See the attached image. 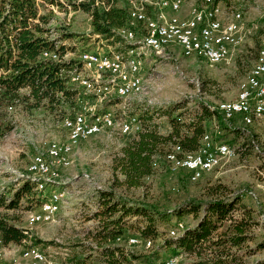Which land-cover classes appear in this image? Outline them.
<instances>
[{"label": "rangeland", "instance_id": "374dc122", "mask_svg": "<svg viewBox=\"0 0 264 264\" xmlns=\"http://www.w3.org/2000/svg\"><path fill=\"white\" fill-rule=\"evenodd\" d=\"M54 1V6L43 0H36V3L39 15L49 18L45 26L48 29L47 37L57 40V46H63V60L75 62L70 66L80 68L79 56L84 52L110 54L123 52L129 47L119 38L112 39V45L92 33L90 15L78 7L91 0ZM100 1L105 4L106 0H96V7L101 9ZM142 1L116 0L115 3L130 10ZM195 1H198L197 4L192 5ZM201 1L183 0L179 12L185 13L188 8L200 5ZM220 6L227 16L240 12L244 25L251 31L248 41L239 46L237 56L220 65H209L196 54L184 56L177 46L167 47L162 54L149 53L145 57V62L148 60L149 63L141 70V92L125 100L118 99L111 86L106 84V75L100 80L95 73L89 72L92 88L90 91L80 88L78 92L74 91L77 86L68 84L69 80L62 76L67 86L81 97L73 114L81 111L79 107L85 111L95 108L98 114L109 112L117 119L136 116L142 121L140 117L143 112L150 111L157 133L166 135L171 129L167 111L172 110L170 117H175L180 112L176 109L179 105H185L182 111L192 117L201 106L215 110L218 104L235 101L248 73L257 64L259 50L264 45V0H230L227 5L220 3ZM145 11L148 16H155L158 10L152 11L147 6ZM178 13L169 16L167 12L166 17H187V14L181 17ZM62 35L66 38L61 39ZM68 35L70 38H67ZM95 78L102 83H95ZM26 97L24 90L14 97L0 89V197L8 203L24 181H32L40 184L36 189L41 192V195H37L39 200L56 192L65 193V200L61 203L57 218L50 223L32 221L31 216L39 211L41 204L34 206L25 197L19 201L17 208L0 207V217L10 225L26 230L31 237L43 243H52L34 247L30 241H25L21 245L11 244L5 251L0 246L3 264H24L22 260L29 264V260L21 255L22 249L31 247L38 248L46 258L56 259L60 264H68L66 259L73 257L87 260V264H106L99 258L102 250H93L96 245L88 239L97 224L93 215L99 208L100 191H112L126 200L143 202L159 211L169 212L180 202L206 198L212 187L222 185L230 194L238 195L241 204L252 211L258 223L254 233L257 238L264 239V210L260 209L264 207V118L249 126L243 125L239 119L226 123L216 116L207 122L205 135L209 134L215 142L230 146L235 150V156L203 174L198 181L189 182L185 171L169 172L164 155L161 161L158 157L154 158L151 175L142 179L139 187L126 188L123 186V176L113 170L114 162L120 157L125 142L135 135H120L117 127L79 141L68 155L67 166H63L58 159H47L51 163L52 176L49 173L48 176L29 177L27 170L33 157L39 153L45 154L53 144L66 142L68 135L61 127L58 111L52 115L42 107L33 108L32 100L27 101ZM70 115L67 113L65 117ZM216 131H219V136L215 134ZM234 214L237 215V212ZM128 221L132 224L135 219ZM178 223L192 227L195 221L191 216L182 219L173 217L168 227L159 230L158 238L150 248L141 245L126 247L123 242L114 243L113 246L124 249L129 255L132 253L139 259L134 262L137 264H162L170 258L177 259V264H187L188 258L181 251L173 245L166 246L165 240L176 238L169 232L175 230ZM137 236H140L139 233L132 231H125L121 235L123 239ZM5 259L18 260L14 263ZM259 261H264V252L250 258V263Z\"/></svg>", "mask_w": 264, "mask_h": 264}, {"label": "trees", "instance_id": "16d2710c", "mask_svg": "<svg viewBox=\"0 0 264 264\" xmlns=\"http://www.w3.org/2000/svg\"><path fill=\"white\" fill-rule=\"evenodd\" d=\"M115 1L106 0L105 4L100 1L101 9L96 7V0L78 5L90 15L92 33L112 45L114 41L111 40L119 38L116 31L127 26L129 11L116 6ZM229 1L213 0L224 5ZM43 2L50 6L56 4L54 0ZM48 23V17L39 15L36 0H0V89L14 97L24 90L25 99L32 100L33 108L42 107L52 115L58 111L62 120L67 113L72 115L77 110L81 97L60 76L61 70L67 71L75 62L62 61L64 48L56 45L57 40L47 37L45 26ZM63 38L66 36L62 35ZM51 51L58 54V63L42 57L43 52ZM64 76L67 79L66 74ZM176 109L180 112L175 117H170L172 110L167 111L171 129L166 135L157 133L152 113L143 112L140 117L142 131L125 142L120 157L114 162L113 170L123 176L126 188L139 187L141 180L151 175L154 158L161 161L173 144L184 154L197 153L207 122L214 116L221 117L206 106H201L192 117L182 111L185 105ZM39 186V183L24 181L8 203L0 197V207L17 208L23 197L34 206L42 204L48 197L39 200ZM98 205L93 215L97 224L88 239L96 245L93 250H102L99 258L106 264H137L134 262L139 259L132 253L129 255L124 249L113 246L115 239L125 231L139 233L140 237L153 242L158 238L159 230L168 227L173 217L182 219L185 216H191L194 225H184L175 239L165 241L166 246H175L188 258L187 264H264V261L250 263L256 253L264 252V239L257 238L254 233L258 223L252 211L241 204L238 195L230 194L222 185L212 187L206 198L180 202L169 212L159 211L143 202L126 200L112 191H100ZM130 218L135 222L130 224ZM25 241H30L34 247L52 244L31 237L26 230L10 225L0 217L2 248L9 244L21 245ZM66 263L87 264V260L73 257L66 259Z\"/></svg>", "mask_w": 264, "mask_h": 264}, {"label": "bare ground", "instance_id": "6f19581e", "mask_svg": "<svg viewBox=\"0 0 264 264\" xmlns=\"http://www.w3.org/2000/svg\"><path fill=\"white\" fill-rule=\"evenodd\" d=\"M213 3V0H202L200 5L191 7L188 11L187 17L182 19L176 17L167 18L166 13H178L182 7L183 0H143L137 7H133L128 11V16L137 15L142 11L141 17H131V26L127 24L126 27L122 28V31H125L124 33L119 30L116 31V35L123 44L129 46L127 49L123 52H112L110 54L84 52L79 56L81 67L70 66L67 71L61 70L60 76L66 74L67 79L69 80L68 84L71 83L73 86H77V89L74 90L78 92V89L80 88L87 91H90L92 88V80L88 79L89 72H92L93 74L95 73L96 78H100V80L106 75V84L111 86L118 99L125 100L126 98L135 96L141 92L143 83L141 68L144 65L145 57L149 53L162 54L167 47L177 46L186 57H191L196 54L209 65L223 64L229 60L231 52L243 43V21L240 12H232L227 16L224 9L219 10V16L217 19L215 16L216 8L222 7L220 4L214 5ZM147 6H149L152 11H155V9L158 10L155 11V16H148L146 14L145 8ZM202 14L203 26H210L213 24H216V26L210 28L209 33L199 32L198 43H193L189 48V42H196L197 30L201 29V20L198 19L202 17ZM135 27H139V34H147L150 30L151 44L148 47L142 48L141 43H139V37H135ZM238 37L239 39L236 41ZM159 38L163 42L158 41ZM209 40L223 43V53H218V56L211 58V60L209 55L211 44ZM56 55L57 54L52 51L42 53L43 58H48L55 62H57ZM91 57L96 61H91ZM62 61L67 62L64 60ZM98 61H104V64H99L98 66ZM116 64H120L118 82H133L124 83L123 86L119 88V92L118 82L115 80L113 71V67ZM96 78L94 80L95 83H99ZM263 81L264 49L262 51V48H260L257 64L248 73L244 81L245 83L240 88V93L238 94L237 99L233 102H223L217 105L215 110L221 116L220 118H222L223 121L239 119V121L245 126H249L253 124L254 121L264 118V109L259 111L258 101L256 99H251L255 93L259 92V85L252 84V82L262 83ZM101 83L102 82L100 81L99 84ZM245 100L246 108L249 112L259 111V114L239 112L243 108ZM79 109L81 110L80 112L70 115L69 117L66 116L61 120V127L68 135L66 142L53 144L47 149L45 154L39 153L34 156L27 170L30 175L29 177L34 175L48 176L51 172V163H49L47 159H58L63 166H67L69 164L67 160L68 155L70 154L72 147L77 145L79 141L100 133L103 134V132L112 130L115 127L118 129V133L123 136L136 135L143 129L142 121L136 116L117 119L114 114L104 112L103 114H105L106 117L103 119L102 113L98 114L95 108L89 109L88 111H85L82 107H79ZM84 117H88V128L85 130L84 128H79L80 119ZM215 134L218 136L220 135L219 131H216ZM211 146L212 137L209 134H206L203 137L202 145L199 151L195 154H184L178 145H173L171 150L164 156L168 171L171 173H178L182 167L186 168V170L182 171H185L188 174L189 182L193 183L198 181L203 174L211 172L224 160L235 156L234 149L227 144L221 143L222 150L228 151H221L220 153L211 156L209 162L206 164V169H199L200 164L205 160V150ZM196 169L199 170L194 172V174L190 173V170ZM50 176H52V174ZM64 196L65 193L63 192L52 193L47 200L40 205L39 211L31 216L32 221L43 223L53 222L57 218V214L61 209V203L65 200ZM183 228L184 225L178 223L176 229L171 230L169 233L171 236L177 237ZM119 242L125 243L124 246L126 247L141 245L144 246V248H150L152 245L151 240L144 239L140 236L127 239L118 236L115 239V243ZM26 250H37V248L31 247ZM38 252L40 257L38 254L25 253L24 251H22L21 256L24 259H28L29 264H42V261L48 264H60L57 261L46 258L40 250H38ZM2 254L3 253H0V264H3ZM167 261H170V264H177L178 262L175 258H170L164 262Z\"/></svg>", "mask_w": 264, "mask_h": 264}, {"label": "built area", "instance_id": "2783aa9c", "mask_svg": "<svg viewBox=\"0 0 264 264\" xmlns=\"http://www.w3.org/2000/svg\"><path fill=\"white\" fill-rule=\"evenodd\" d=\"M213 4L216 5V3H213ZM219 10H223V8H216V15L215 16L217 17V19L219 16ZM141 15H142V11H140L137 15L128 16V23L127 24H129V26H131V17H141ZM198 20H201V29L197 30L196 42H189V48L193 43H198V33L199 32H208L209 33L210 28H214L216 26V24H213L210 26H203V14H202V17H200V19H198ZM118 30L120 32H123V33L125 32V31H122V28L118 29ZM135 37H139V43H141L142 48H146L151 44L150 30H149V33H147V34H139V27H135ZM238 39H239V37L237 38L236 41H238ZM158 41L163 42L160 38ZM209 42L211 44V51H209L210 60H211V58L217 57L218 53H223V43L214 42V40H209ZM261 48L263 51L264 45H262ZM56 59H57V63H58V54L56 55ZM90 59H91V61H96L93 57H91ZM99 64H104V61H98V66H99ZM141 69H143V68H141ZM113 71H114L115 80L118 82V74L120 73V64L114 65ZM124 83H133V82H131V81L118 82V92H119V88L121 86H123ZM252 84H258L259 85V92L255 93L253 95V98H251V99H256L258 101L259 111H260L261 109H264V102H263L264 81L262 83H253L252 82ZM246 100L243 103V108L239 112L259 114V111L258 112H249V110L246 108ZM101 113L103 115V119H105L106 115L103 114V112H101ZM87 118L88 117H84V118L80 119L79 128H84V130L88 128L87 127ZM224 122L229 123L231 121H224ZM127 127H128V125H127ZM221 151H228V150H222L221 142H215V140H212V146L208 147V149L205 150V152H204L205 153V160H203V162L200 164L199 169H206V164H207V162H209V159L211 158V156L216 155L217 153H220ZM199 169L190 170V173L194 174V172H196ZM182 170H186V168L182 167L180 169V171H182ZM260 209L264 210V207H260ZM138 242H140V241H138ZM22 250L25 253L38 254V256L40 257V254L38 252V248H37V250H26V249H22ZM42 264H48V263L42 261ZM162 264H170V261L162 262Z\"/></svg>", "mask_w": 264, "mask_h": 264}, {"label": "crops", "instance_id": "0c3cea01", "mask_svg": "<svg viewBox=\"0 0 264 264\" xmlns=\"http://www.w3.org/2000/svg\"><path fill=\"white\" fill-rule=\"evenodd\" d=\"M197 2L198 1H195L192 5H194V4H197ZM191 5V6H192ZM184 6V5H183ZM189 9V8H188ZM188 9H187V11H188ZM187 11H185V13H182V11H181V13L179 12L178 13V15L179 16H181V17H185L186 16V14H187ZM184 12V11H183ZM231 14V13H230ZM168 15L169 16H171V12H168ZM188 15V14H187ZM229 16V15H228ZM252 30V29H251ZM243 34H244V40H243V43L242 44H244V43H246L247 41H248V38H249V36L251 35V31H250V29H247L246 28V26L244 25V22H243ZM241 44V45H242ZM240 45V46H241ZM239 50H240V47H237V48H235L232 52H231V54H230V58H229V60H231L234 56H237L236 54H238L237 52H239ZM193 56V55H192ZM228 60V61H229ZM146 61V60H145ZM144 61V65H143V68H144V66L146 67L147 66V64L149 63L148 62V60H147V62H145ZM146 64V65H145ZM238 120V119H237ZM11 247V244H9V245H7V246H5V247H3V249H4V251L6 250V249H8V248H10ZM5 253V252H4ZM5 260H9L10 262H14V263H16L17 262V260L18 259H5ZM20 260V262H21V259H19ZM55 261H57L56 259H54ZM23 261V263L24 264H27V262L26 261H24V260H22ZM58 262V261H57ZM18 263H19V261H18ZM60 263V262H59Z\"/></svg>", "mask_w": 264, "mask_h": 264}]
</instances>
